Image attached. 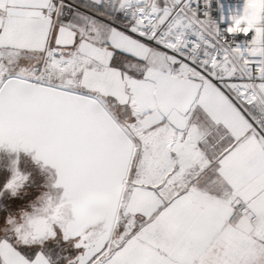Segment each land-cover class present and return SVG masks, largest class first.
I'll list each match as a JSON object with an SVG mask.
<instances>
[{
  "label": "snow or ice",
  "instance_id": "snow-or-ice-1",
  "mask_svg": "<svg viewBox=\"0 0 264 264\" xmlns=\"http://www.w3.org/2000/svg\"><path fill=\"white\" fill-rule=\"evenodd\" d=\"M245 3L0 0V264H264Z\"/></svg>",
  "mask_w": 264,
  "mask_h": 264
},
{
  "label": "clouds",
  "instance_id": "clouds-1",
  "mask_svg": "<svg viewBox=\"0 0 264 264\" xmlns=\"http://www.w3.org/2000/svg\"><path fill=\"white\" fill-rule=\"evenodd\" d=\"M261 10L260 0H246L243 12L232 17L225 31L235 36L253 30L261 18Z\"/></svg>",
  "mask_w": 264,
  "mask_h": 264
},
{
  "label": "built area",
  "instance_id": "built-area-1",
  "mask_svg": "<svg viewBox=\"0 0 264 264\" xmlns=\"http://www.w3.org/2000/svg\"><path fill=\"white\" fill-rule=\"evenodd\" d=\"M226 4L237 6L242 10L243 0H226ZM228 23H230V21L225 19V22L221 25V27H227ZM244 39L245 37H243L242 35H238L236 37L238 43H243Z\"/></svg>",
  "mask_w": 264,
  "mask_h": 264
},
{
  "label": "crops",
  "instance_id": "crops-1",
  "mask_svg": "<svg viewBox=\"0 0 264 264\" xmlns=\"http://www.w3.org/2000/svg\"><path fill=\"white\" fill-rule=\"evenodd\" d=\"M76 2H77V3H79V2H80V0H76Z\"/></svg>",
  "mask_w": 264,
  "mask_h": 264
}]
</instances>
